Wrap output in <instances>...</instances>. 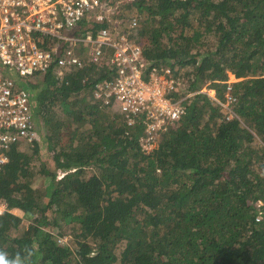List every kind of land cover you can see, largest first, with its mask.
<instances>
[{"label":"trees","instance_id":"trees-1","mask_svg":"<svg viewBox=\"0 0 264 264\" xmlns=\"http://www.w3.org/2000/svg\"><path fill=\"white\" fill-rule=\"evenodd\" d=\"M126 9L148 69L186 71V111L147 150L142 121L93 98L108 63L30 78L48 146L13 145L0 172V264H264V0Z\"/></svg>","mask_w":264,"mask_h":264},{"label":"built area","instance_id":"built-area-1","mask_svg":"<svg viewBox=\"0 0 264 264\" xmlns=\"http://www.w3.org/2000/svg\"><path fill=\"white\" fill-rule=\"evenodd\" d=\"M133 1L0 0V172L13 145L38 137L28 80L51 68L64 76L108 63L114 73L96 82L93 98L120 110L130 124L142 121L146 148L184 115L189 94L173 96L177 81L170 69H148L138 18L126 9ZM93 20L102 25L93 28ZM4 209L1 202L0 214Z\"/></svg>","mask_w":264,"mask_h":264},{"label":"rangeland","instance_id":"rangeland-1","mask_svg":"<svg viewBox=\"0 0 264 264\" xmlns=\"http://www.w3.org/2000/svg\"><path fill=\"white\" fill-rule=\"evenodd\" d=\"M170 69V68H169ZM170 74L176 79V81L178 82V84H180V82L182 81V82H184L185 80L187 81V76L185 75V73H186V71L185 70H183L182 71V73L178 76V77H176L175 75H174V73H173V71L170 69ZM229 75H230V77H229V83L230 82H232V81H234V80H237V78L235 77V75L233 74V73H229ZM40 75H37V77H39ZM31 79H34V77H32ZM176 82V83H177ZM28 86H29V83H28ZM232 88V86L231 85H229L228 86V90L229 89H231ZM201 90L202 91H207L208 93H210V95H212V97L213 98H217V96H216V92H215V89H213V88H210L209 86H207V85H205V86H203L202 88H201ZM228 93V92H227ZM230 95H232V94H230ZM233 96V95H232ZM233 97H235V96H233ZM228 98H229V93H228ZM235 100V99H234ZM219 101V100H218ZM232 102V101H231ZM229 103H230V101H229V99L226 101V102H224V103H222V101H221V104L225 107V108H227L228 110H229V117H232V116H234V112H233V110L232 109H230L229 108ZM39 136H40V141H41V143H42V147H43V151L44 152H46L45 150L47 149V146H48V142H47V140H43V133H39ZM161 136V135H160ZM160 138V137H159ZM159 138H157V142H156V144H154V146L152 147H150V148H146L147 150H150V149H153L154 147H156L157 145H158V141H159ZM44 141V142H43ZM27 144H24L23 145V150H27V151H29L28 150V148L29 147H27L26 146ZM32 152V151H31ZM47 178L44 176V175H42V174H36L35 175V177H34V181H33V186L34 187H37V188H43V187H45V185L47 184ZM1 202H4V201H0V203ZM5 203V202H4ZM24 223L26 224V218H25V220H24ZM62 241H70V237H69V235H67V236H63L62 237V239H61Z\"/></svg>","mask_w":264,"mask_h":264},{"label":"clouds","instance_id":"clouds-1","mask_svg":"<svg viewBox=\"0 0 264 264\" xmlns=\"http://www.w3.org/2000/svg\"><path fill=\"white\" fill-rule=\"evenodd\" d=\"M37 127H38V121H37ZM37 138H39V130H38V137H37ZM37 138H36V139H37ZM32 143H33V142H32Z\"/></svg>","mask_w":264,"mask_h":264}]
</instances>
